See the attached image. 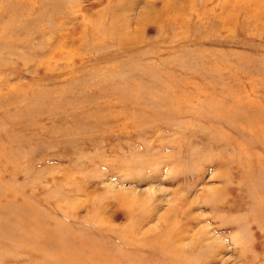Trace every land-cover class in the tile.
<instances>
[{"label":"rangeland","instance_id":"1","mask_svg":"<svg viewBox=\"0 0 264 264\" xmlns=\"http://www.w3.org/2000/svg\"><path fill=\"white\" fill-rule=\"evenodd\" d=\"M0 264H264V0H0Z\"/></svg>","mask_w":264,"mask_h":264}]
</instances>
